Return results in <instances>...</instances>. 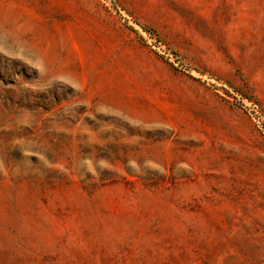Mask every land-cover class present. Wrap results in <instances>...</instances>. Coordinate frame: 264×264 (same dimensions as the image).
Segmentation results:
<instances>
[{"label": "rangeland", "instance_id": "374dc122", "mask_svg": "<svg viewBox=\"0 0 264 264\" xmlns=\"http://www.w3.org/2000/svg\"><path fill=\"white\" fill-rule=\"evenodd\" d=\"M0 264H264V0H0Z\"/></svg>", "mask_w": 264, "mask_h": 264}]
</instances>
